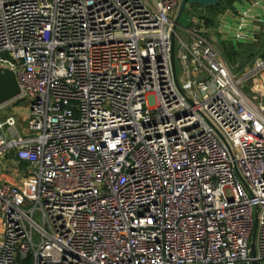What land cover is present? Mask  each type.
<instances>
[{"label": "built area", "instance_id": "obj_1", "mask_svg": "<svg viewBox=\"0 0 264 264\" xmlns=\"http://www.w3.org/2000/svg\"><path fill=\"white\" fill-rule=\"evenodd\" d=\"M181 1L0 0V68L28 103L24 133L0 123V159L28 164L0 179V264H264V100L245 88L264 15L235 43L188 13L176 83ZM224 43L261 50L231 65Z\"/></svg>", "mask_w": 264, "mask_h": 264}, {"label": "rangeland", "instance_id": "obj_2", "mask_svg": "<svg viewBox=\"0 0 264 264\" xmlns=\"http://www.w3.org/2000/svg\"><path fill=\"white\" fill-rule=\"evenodd\" d=\"M234 1L231 4H228L227 8L232 7ZM200 6L194 5L190 6L188 5L185 9V13L183 14L180 26L178 32H182L183 28L187 27V14L189 13L192 15H198L202 16L205 14L207 16L208 12L206 11L205 7L201 6L203 9L202 12H199ZM224 9V10H225ZM191 10V11H190ZM216 21V18H215ZM216 25V22L215 24ZM212 27V26H211ZM264 39V38H263ZM219 47V46H218ZM239 49L236 50L232 47H228L225 43L222 46V49L225 51L224 56L228 59V61L235 65H245L247 63H250L258 54L259 50H261V45H239ZM178 55V51L176 53ZM231 64V65H232ZM233 72L235 74H241L243 72L242 67L241 69H237L233 67ZM260 79V80H259ZM259 81L262 82V86H259ZM246 93L248 95H258L264 100V74L259 76L258 79L252 78L247 81L246 85ZM28 103L26 101L22 100H15L13 102H10L4 106L0 107V122H5V120L10 116H16V118L19 120L18 124V130L21 133H24L27 128L28 123ZM9 132L8 130H4V133L7 134ZM26 177V175H25ZM0 179H6L9 182H16L17 184H22L25 181V178L22 177L20 174H17L14 171V168L12 165H10V162L8 160L0 159ZM25 184V183H24Z\"/></svg>", "mask_w": 264, "mask_h": 264}, {"label": "clouds", "instance_id": "obj_3", "mask_svg": "<svg viewBox=\"0 0 264 264\" xmlns=\"http://www.w3.org/2000/svg\"><path fill=\"white\" fill-rule=\"evenodd\" d=\"M262 15L264 0H234L232 7L216 17L215 31L225 40L246 43L258 30L257 23Z\"/></svg>", "mask_w": 264, "mask_h": 264}, {"label": "water", "instance_id": "obj_4", "mask_svg": "<svg viewBox=\"0 0 264 264\" xmlns=\"http://www.w3.org/2000/svg\"><path fill=\"white\" fill-rule=\"evenodd\" d=\"M227 0H182L181 5L178 11V14L174 21L173 32L171 35V66L174 75L175 82L177 83V62H176V31L180 25L181 18L185 13L187 5H199L205 8L215 7L216 5L223 3ZM212 40L220 45L218 37L214 34ZM21 94V89L15 74L8 70L0 68V106H3L15 99H17ZM1 136V130H0ZM251 255L252 257L257 256L255 243L251 246ZM252 264H258L257 261H254Z\"/></svg>", "mask_w": 264, "mask_h": 264}, {"label": "trees", "instance_id": "obj_5", "mask_svg": "<svg viewBox=\"0 0 264 264\" xmlns=\"http://www.w3.org/2000/svg\"><path fill=\"white\" fill-rule=\"evenodd\" d=\"M234 0H227L223 3L216 5L215 7L205 8L208 12L206 22L209 26H214L215 18L224 11L228 4H231ZM226 5V7L224 6Z\"/></svg>", "mask_w": 264, "mask_h": 264}, {"label": "crops", "instance_id": "obj_6", "mask_svg": "<svg viewBox=\"0 0 264 264\" xmlns=\"http://www.w3.org/2000/svg\"><path fill=\"white\" fill-rule=\"evenodd\" d=\"M235 9H233V11H234ZM242 45V44H241ZM245 45H250V44H245ZM223 46V45H222ZM233 48V47H232ZM239 49V48H238ZM224 54H225V52H224ZM227 59V58H226ZM227 61H228V59H227ZM229 62V61H228ZM230 64H232V63H230ZM16 100V99H15ZM15 100H13V101H15ZM13 101H11V102H13ZM10 103V102H9ZM8 104V103H7ZM6 105V104H5ZM4 106V105H3ZM1 107V106H0ZM28 114V113H27ZM14 117H16V116H14ZM17 122H18V124H19V120H17ZM0 123H2V122H0ZM18 128V126L15 128V131H17V132H19V130L17 129ZM8 159H10V158H8ZM10 162V161H9ZM12 166H13V168H14V171L17 173V172H20L21 173V176L22 177H24L25 178V175H27V171H28V164L27 163H24V162H16V163H13V164H11Z\"/></svg>", "mask_w": 264, "mask_h": 264}]
</instances>
